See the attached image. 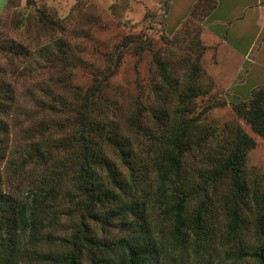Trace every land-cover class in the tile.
Wrapping results in <instances>:
<instances>
[{
    "label": "trees",
    "instance_id": "trees-1",
    "mask_svg": "<svg viewBox=\"0 0 264 264\" xmlns=\"http://www.w3.org/2000/svg\"><path fill=\"white\" fill-rule=\"evenodd\" d=\"M12 7L9 0L6 11ZM37 17L41 27L65 29L45 10ZM137 42L127 38L125 47ZM65 43L55 38L30 55L0 33L8 62L0 65V132H9L16 114L21 135L9 162L15 176H31L20 195L5 188L0 168V264H264V177L247 173L257 141L239 122L221 130L205 122L226 103L213 95L198 108L208 93L199 69L185 77L158 62L153 100L118 113L107 96L115 70L99 73L70 101L55 97L43 78L27 89L34 105L27 111L20 78L48 72L52 85H64L60 70L81 59ZM29 57L21 74L17 64ZM232 106L264 137L263 87ZM217 238L223 260L215 256Z\"/></svg>",
    "mask_w": 264,
    "mask_h": 264
},
{
    "label": "rangeland",
    "instance_id": "rangeland-1",
    "mask_svg": "<svg viewBox=\"0 0 264 264\" xmlns=\"http://www.w3.org/2000/svg\"><path fill=\"white\" fill-rule=\"evenodd\" d=\"M168 2L169 0H13L14 7L5 12L3 26L0 27L2 41L23 44L32 55V51L38 47L60 37L74 49L75 55H78L77 61L81 58L75 67L70 65L64 71L60 70V75L65 80L60 79L66 87L52 85L48 80V72L38 78H30L29 74L20 78L18 90L22 95L19 104L27 111L32 109L34 105L27 89H32L43 78L52 86L55 97L63 96L70 101L73 99V92L89 88L99 73L115 70L109 80L107 96L112 105L119 108V111L115 110L116 113L121 110L129 112L138 100L145 103L153 100V85L161 82L158 62L167 65L170 70H180V74H185V77L192 76L196 68L199 69L198 84L208 91L199 100L198 108L205 107L207 99L213 95L226 103L225 106L210 110L205 122L219 130L227 123L239 122L257 141L256 148L248 156L247 173L250 178L254 173L264 177V137L257 136L237 116L232 106L233 102L239 101L230 85L238 66V57L223 41H209L207 29L201 21L203 7L212 5L213 0H208L207 3L202 0L199 3L201 9L198 10L201 14L197 11L196 18L172 33L168 31L166 21ZM39 9L45 10L50 18L63 22L65 29L58 32L54 29L55 26L41 27L43 25L39 24L37 17ZM130 37H135L138 42L125 47L127 38ZM120 53L123 58L114 65ZM4 59L0 56L1 66L8 63ZM26 60L29 61L22 60L17 64V70L21 74L29 72L25 68L32 66V58ZM71 64L73 65L72 62ZM15 115L8 119L11 124L9 132H0V168L5 188L21 195L19 190L25 191L31 176L28 173L15 176L13 162H9L11 156L15 155V150H18L21 135L14 124ZM68 117L72 118L73 114ZM23 123L28 126L27 121ZM114 233L120 234L117 229ZM51 245L52 242H49L46 246ZM214 246L216 258L223 260L226 247L222 246V241L218 238Z\"/></svg>",
    "mask_w": 264,
    "mask_h": 264
},
{
    "label": "crops",
    "instance_id": "crops-1",
    "mask_svg": "<svg viewBox=\"0 0 264 264\" xmlns=\"http://www.w3.org/2000/svg\"><path fill=\"white\" fill-rule=\"evenodd\" d=\"M201 1L169 0L168 31L196 18L192 12ZM8 2L0 0V21ZM207 8L203 7L201 21L209 41H223L238 57L231 91L239 100H248L256 88H264V0H213Z\"/></svg>",
    "mask_w": 264,
    "mask_h": 264
}]
</instances>
